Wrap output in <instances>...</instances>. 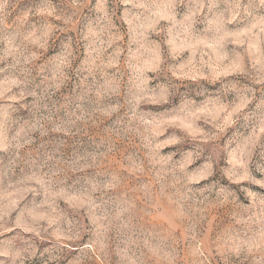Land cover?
Masks as SVG:
<instances>
[{
	"label": "clouds",
	"instance_id": "1",
	"mask_svg": "<svg viewBox=\"0 0 264 264\" xmlns=\"http://www.w3.org/2000/svg\"><path fill=\"white\" fill-rule=\"evenodd\" d=\"M64 3L75 16L91 0ZM108 3L90 9L102 13L101 22L77 37L90 42L87 74L73 67L70 43L62 45L63 55L52 54L54 63L42 60L56 30L47 18L70 26L71 16L57 14L48 3L32 12L44 20L30 31L22 30L28 13L14 29L0 18V171L9 170V181L15 169L30 177L8 184L9 190L23 186V191L0 213V264H61L60 256L64 264H264V169L253 177L247 157L234 151L246 135L245 121L223 139L221 133L204 140L169 132L162 117L178 104L162 99L165 107L153 111L147 95L159 84L146 92L135 77L144 72L146 59L158 65L174 61V44L188 39L190 30L215 40L255 21L264 31V0H231L227 7L225 0H119L138 10L122 16L126 34L138 45L124 59L134 74L122 101L113 99L121 96L120 79L107 76L119 57L102 55L123 39L108 35L115 15ZM8 7L9 0H0L4 17ZM162 7L168 16L159 14ZM162 19L168 24L152 27ZM153 32L168 37L161 40L168 46L162 58L159 44L145 47ZM251 59L250 74L264 85V52ZM142 83H148L146 75ZM260 110H249L248 124ZM132 137L139 138L138 145ZM125 140L134 148L129 155L118 147ZM4 179L0 174V186Z\"/></svg>",
	"mask_w": 264,
	"mask_h": 264
},
{
	"label": "rangeland",
	"instance_id": "2",
	"mask_svg": "<svg viewBox=\"0 0 264 264\" xmlns=\"http://www.w3.org/2000/svg\"><path fill=\"white\" fill-rule=\"evenodd\" d=\"M48 3L56 8L57 14L71 16L73 24L66 26L63 21L54 20L52 17L47 18L56 25V30L48 39V51L42 60L48 58L50 62L54 63L56 56L52 54L63 55L66 49L62 45L70 43L72 54L75 56L73 67H79L87 74L89 66L84 61L87 59L86 53L90 42L78 41L77 37L82 31H86L87 28L94 27L101 22L102 13L90 11V9L99 8L102 0H91V3L83 7L75 16L72 14L76 10L64 3V0H9L7 16L4 17L0 13V18L5 19V22L12 25L14 29L21 23L20 18L28 13L27 22L23 23L22 30L30 31L33 25L39 26L44 20V17L33 15L32 12L42 10V6ZM230 3L231 0H225L226 7ZM108 8L115 12L111 19L108 35L119 34L123 39L113 42L102 55L107 59L114 56L119 57L116 68H119L120 71L116 72V68H109L107 76L120 79L121 96L113 97V99L122 101L123 91L129 76L134 74L132 70L124 66V59L129 48L135 50L138 46L132 40L131 35L126 34L128 33V25L122 16L137 15L138 10L133 8L131 4H120L119 0H109ZM159 14L168 16L169 9L162 7L159 9ZM167 24L168 21L162 19L159 24H154L152 27L159 28ZM63 27H67L68 30L59 31ZM218 30H220L219 27ZM149 31L151 32V28ZM171 35H176L175 29ZM262 35H264V31L256 25L255 21L231 31H223L215 40L204 38L199 31L190 30L188 39L180 37L179 42L174 44L173 50L178 53L174 61H165L158 65L155 58L146 59L142 65L144 72L135 73L136 83L146 92L149 88H155L159 84L157 91L148 92L147 99L152 103L147 104V107H152L153 111H158L159 109L155 108L165 107L164 103L159 102L162 99L166 100L168 105L178 104L175 110L169 109V114L162 117L171 125L168 128L169 132L183 131L192 137H200L204 140L210 135L221 133L219 139H223L224 135L244 120L246 135L234 151L247 157L249 173L253 177H258L261 170L264 169V85L256 84L252 74H250L253 71L251 54L255 53L259 56L261 52H264ZM69 38H71L70 41ZM162 38L168 37L163 32L159 36L153 32L145 43V47L148 48H153L159 44L161 58L168 51V46L161 43ZM227 41H231V43H227ZM245 50H248V55H244ZM153 56L155 57V52ZM240 56H243V59H240ZM107 59L105 60L106 63ZM144 75L148 77L146 84L142 83ZM225 81L229 82L227 86L219 87L215 94H210L212 89L224 85ZM101 82L110 83L109 80H102ZM253 106H257L261 110L256 113L254 122L248 124L246 114ZM131 140L136 145L140 142L138 137H132ZM128 144V140H125L123 145L118 142L119 150L125 155L134 151V148L127 147ZM106 148L107 146H102L100 151H105ZM91 154L96 155L95 152ZM117 159H119V155H117ZM13 171L15 179L11 181L7 179L9 170L0 171V174L5 176L2 186H0V213L5 208L13 207L16 197L23 191V186L9 190L8 184L18 180L30 179L20 169ZM214 219V217H209L210 221H214ZM2 243L0 242V244ZM52 254L55 255L54 252ZM58 259L61 260V264H64L62 256ZM38 264H44V261L40 260ZM52 264H56V261L53 260Z\"/></svg>",
	"mask_w": 264,
	"mask_h": 264
}]
</instances>
